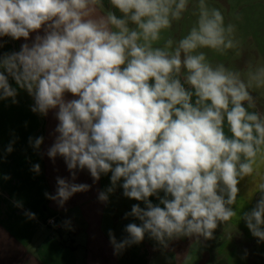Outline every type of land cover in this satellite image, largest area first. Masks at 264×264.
<instances>
[{"label":"clouds","instance_id":"1","mask_svg":"<svg viewBox=\"0 0 264 264\" xmlns=\"http://www.w3.org/2000/svg\"><path fill=\"white\" fill-rule=\"evenodd\" d=\"M110 5L113 10L97 16L101 0H0V37L27 41L44 28L19 51L0 56V100L18 103L19 88L32 97L33 113L46 117L55 110V139L45 154L53 162L63 158L70 175L57 176L46 199L64 208L75 194L91 190L76 182L87 169L93 184L111 173L99 202L109 203L117 187L143 202L124 214L140 223L125 225L123 239L109 229L114 255L146 235L164 248L181 237L213 239L218 224L237 216L231 206L240 180L259 175L264 165V116L249 111L255 107L251 90L264 89V65L242 72L213 64L203 49L224 55L240 42L235 25L225 24L207 0H199L197 19L178 40L163 33L182 19L189 0ZM28 142L39 151L44 137ZM30 170L40 174V164ZM257 187L262 195L242 219L261 243L264 176ZM24 215L36 219L29 210ZM63 224L71 229L70 219Z\"/></svg>","mask_w":264,"mask_h":264},{"label":"crops","instance_id":"2","mask_svg":"<svg viewBox=\"0 0 264 264\" xmlns=\"http://www.w3.org/2000/svg\"><path fill=\"white\" fill-rule=\"evenodd\" d=\"M101 2L104 7L97 8V16L113 10L110 0ZM43 32L42 27L38 33H30L27 41L0 37L3 45L0 56L19 51L23 43L30 44ZM10 83L17 87L11 78ZM17 90L18 103L13 104L11 98L0 100V264H264V242L257 243L242 219L244 212L250 211L259 200L261 193L257 186L264 176V165L259 168V175L254 173L240 180L236 204L231 206L237 216L218 224L213 239L181 237L164 248L146 235L140 244L127 247L117 256L109 242V229L121 240L127 235L125 225L140 222L115 215L120 209L126 211L117 198L121 195L119 187L110 195L109 203L98 201V191L110 186L111 173L102 175L93 184L88 170L80 171L76 182L92 185L91 190L75 194L64 208L46 199L45 192L55 193L56 177L70 175L63 158L57 157L53 162L45 154L54 142L58 121L55 110H50L46 117L33 113L32 97L25 90ZM65 98L76 97L65 93ZM256 104L249 111L264 116V109L260 103ZM39 136L44 137V143L36 151L28 140ZM13 140L14 150L7 153L6 147ZM36 163L41 167L38 175L30 170ZM149 199L156 200L154 196ZM15 201L22 202L23 208L17 207ZM137 203L144 207L143 202ZM25 210L35 213L36 219L27 218ZM55 214L59 215L60 228L45 223L49 215ZM66 219L71 220V229L64 226Z\"/></svg>","mask_w":264,"mask_h":264},{"label":"rangeland","instance_id":"3","mask_svg":"<svg viewBox=\"0 0 264 264\" xmlns=\"http://www.w3.org/2000/svg\"><path fill=\"white\" fill-rule=\"evenodd\" d=\"M198 2L199 0H189L188 11L184 13L181 20L173 22L170 30L163 33L165 39L170 36L178 40L187 33L197 19L193 13L198 11L196 7ZM207 3L221 10L225 17V24L235 25V37L240 42L237 48L227 50L224 55L203 49L213 64L224 63L226 67L242 72L247 71L250 65H264V0H207ZM160 43L162 44L163 40ZM251 94L254 97L255 106L258 102L264 109V89L251 90ZM119 189L121 195L117 198L129 212L131 206L137 204V201L124 197L123 189L120 187ZM159 195L162 197V192ZM154 198L156 200L151 199V201L158 204L159 200L155 196ZM126 211L120 209L115 212V215H124Z\"/></svg>","mask_w":264,"mask_h":264},{"label":"built area","instance_id":"4","mask_svg":"<svg viewBox=\"0 0 264 264\" xmlns=\"http://www.w3.org/2000/svg\"><path fill=\"white\" fill-rule=\"evenodd\" d=\"M50 221H52V223H50ZM45 223L47 225H51V226H54L55 228H60V221H59V215L58 214H55V215H49L47 218H46V221Z\"/></svg>","mask_w":264,"mask_h":264},{"label":"trees","instance_id":"5","mask_svg":"<svg viewBox=\"0 0 264 264\" xmlns=\"http://www.w3.org/2000/svg\"><path fill=\"white\" fill-rule=\"evenodd\" d=\"M57 232H59V231H57Z\"/></svg>","mask_w":264,"mask_h":264}]
</instances>
